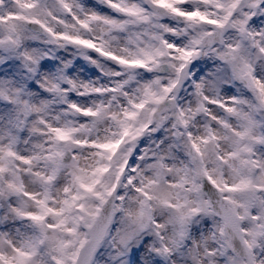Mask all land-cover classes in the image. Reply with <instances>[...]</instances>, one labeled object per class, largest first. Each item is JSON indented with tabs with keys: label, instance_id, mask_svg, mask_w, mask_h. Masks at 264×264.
<instances>
[{
	"label": "clouds",
	"instance_id": "obj_1",
	"mask_svg": "<svg viewBox=\"0 0 264 264\" xmlns=\"http://www.w3.org/2000/svg\"><path fill=\"white\" fill-rule=\"evenodd\" d=\"M0 264H264V0H0Z\"/></svg>",
	"mask_w": 264,
	"mask_h": 264
}]
</instances>
